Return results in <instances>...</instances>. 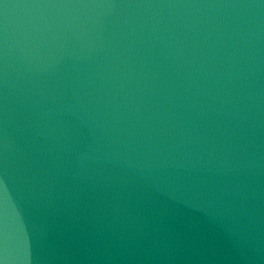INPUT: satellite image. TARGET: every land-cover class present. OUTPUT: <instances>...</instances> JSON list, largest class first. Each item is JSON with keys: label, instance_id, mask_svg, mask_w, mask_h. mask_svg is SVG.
Segmentation results:
<instances>
[{"label": "water", "instance_id": "1", "mask_svg": "<svg viewBox=\"0 0 264 264\" xmlns=\"http://www.w3.org/2000/svg\"><path fill=\"white\" fill-rule=\"evenodd\" d=\"M0 264H264V0H0Z\"/></svg>", "mask_w": 264, "mask_h": 264}]
</instances>
